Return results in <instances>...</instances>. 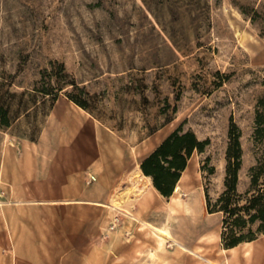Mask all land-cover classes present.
Segmentation results:
<instances>
[{"label":"rangeland","instance_id":"1","mask_svg":"<svg viewBox=\"0 0 264 264\" xmlns=\"http://www.w3.org/2000/svg\"><path fill=\"white\" fill-rule=\"evenodd\" d=\"M263 96L264 0H0V264H264V234L230 259L205 194L225 189L232 123L248 190ZM178 128L207 143L167 198L138 168ZM150 226L171 238L159 248Z\"/></svg>","mask_w":264,"mask_h":264},{"label":"trees","instance_id":"2","mask_svg":"<svg viewBox=\"0 0 264 264\" xmlns=\"http://www.w3.org/2000/svg\"><path fill=\"white\" fill-rule=\"evenodd\" d=\"M75 86V85H74ZM41 91L45 95L57 93L47 87ZM69 97L78 105L87 108L69 93ZM254 141L256 146V163L250 169V185L244 194H239L237 186L242 168L243 149L241 129L234 123L229 129V144L226 152L225 189L214 204L211 203L208 190H205L207 205L211 213L224 214L225 231L223 239L226 248H234L243 242H251L258 234H264V96L258 103L255 121ZM11 125L9 107L0 98V126ZM206 141L198 139L191 130L178 128L170 133L156 149L140 162L144 175L152 178L153 185L164 197H171L195 153H202ZM212 173V169H209ZM257 224L256 229L252 226Z\"/></svg>","mask_w":264,"mask_h":264},{"label":"crops","instance_id":"3","mask_svg":"<svg viewBox=\"0 0 264 264\" xmlns=\"http://www.w3.org/2000/svg\"><path fill=\"white\" fill-rule=\"evenodd\" d=\"M59 114H60V116H62V117H69V118H72L73 120H75L76 121V123L79 125V126H81V128H82V130H83V132L85 133V134H87V135H89L90 137H92V138H94L99 132H97L96 131V129L93 127V125L87 120V119H85L83 116H81L80 114H78V113H76V112H74L72 109H69V108H66V109H64V110H61L60 112H59ZM170 134V133H169ZM168 134V135H169ZM99 135V134H98ZM168 135H166V136H164L163 138H161L155 145H154V147L151 149V151L148 153V155L151 153V152H153L155 149H156V147L168 136ZM194 157H195V154L191 157V159L189 160V162H188V165H187V167H186V169L183 171V173H182V176H181V178H180V180H179V182H178V184L180 185V183H181V181L183 180V178L187 175V178H188V174H190V171H191V169H192V167H190L191 166V164H192V161H193V159H194ZM39 163H41V164H44V163H42V162H39ZM194 168V167H193ZM138 174H139V177H143L145 180H147V182H148V185L149 186H151L156 192H158L157 191V189L154 187V185H153V181H152V178L151 177H149V176H146V175H144V173L141 171V168L139 167L138 168ZM138 181H136L135 182V184L137 183ZM177 184V185H178ZM177 187V186H176ZM144 189H145V192H143L144 191ZM176 189V188H175ZM181 190H182V187H181ZM141 192H143L142 193V195H140L139 196V194L141 193ZM159 193V192H158ZM146 194V195H145ZM176 194V192L174 191V193H173V195L172 196H174ZM137 196L138 197H143V198H146L147 200H149L150 199V195L146 192V187H139V192H138V194H137ZM171 196V197H172ZM79 202H85V203H91V204H93V205H98V206H104L105 205V203H102L100 200H97V199H84V200H82V201H80V200H71V201H68L67 203H69V204H73V203H79ZM31 204L32 202H22V201H18V202H16V204ZM8 203H6V205H7ZM5 205V203H3L1 206H4ZM8 225V224H7ZM151 227V229L152 228H163V229H165L166 230V228L164 227V226H150ZM167 231V230H166ZM9 232V235L11 236V233H10V231H8ZM154 234V233H153ZM156 237V236H155ZM168 238H171L170 237V235L168 234ZM156 241H157V245H158V247L160 248L162 245H163V243L166 241V239L163 241V242H159V240H158V238L156 237ZM176 244L181 248V249H183V250H185V251H188V250H186V249H184L182 246H186V245H184V244H182V243H180V242H176ZM187 247V246H186ZM189 248V247H188ZM256 248V247H255ZM254 248V250H256ZM16 249V248H15ZM189 249H191V248H189ZM192 250V249H191ZM193 252H194V254H197L199 257H201L202 259H204L202 256H200L197 252H195L194 250H192ZM224 251H230L231 253H230V259L231 260H234V259H236V258H239L240 257V255H242L244 252L242 251V249H240V247L239 246H236V247H234V248H231V249H228V250H224ZM25 252H27V253H32V249H31V247L30 246H28V247H26V249H25ZM190 252V251H189ZM13 257H12V263L11 264H17V262H16V250H14L13 251ZM207 260V259H206ZM23 261V263L24 264H27L28 263V261L24 258V260H22ZM207 261H209V260H207ZM211 264H213V263H211Z\"/></svg>","mask_w":264,"mask_h":264},{"label":"bare ground","instance_id":"4","mask_svg":"<svg viewBox=\"0 0 264 264\" xmlns=\"http://www.w3.org/2000/svg\"><path fill=\"white\" fill-rule=\"evenodd\" d=\"M180 190H181V186L178 184L177 187H176V189H175V192H178V191H180ZM143 192H145V189H144ZM143 192H141V193L139 194V196L142 195ZM130 194H131V193H130ZM145 195H146V194H145ZM152 232H153L154 235L158 238L159 242H163L165 239H168V232H167L165 229H163V228H152ZM182 247H183L184 249L190 251L191 253H194V252H193L191 249H189L188 247H186V246H182Z\"/></svg>","mask_w":264,"mask_h":264}]
</instances>
